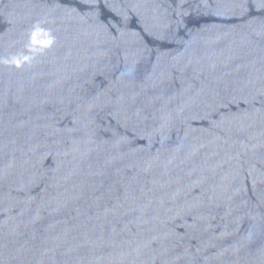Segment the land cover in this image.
I'll use <instances>...</instances> for the list:
<instances>
[{"label": "water", "instance_id": "water-1", "mask_svg": "<svg viewBox=\"0 0 264 264\" xmlns=\"http://www.w3.org/2000/svg\"><path fill=\"white\" fill-rule=\"evenodd\" d=\"M0 264H264V0H0Z\"/></svg>", "mask_w": 264, "mask_h": 264}]
</instances>
